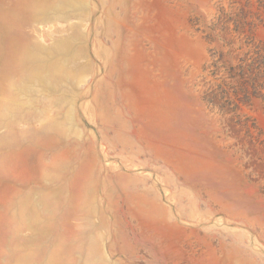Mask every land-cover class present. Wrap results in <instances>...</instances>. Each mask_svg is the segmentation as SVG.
Instances as JSON below:
<instances>
[{
    "label": "rangeland",
    "instance_id": "1",
    "mask_svg": "<svg viewBox=\"0 0 264 264\" xmlns=\"http://www.w3.org/2000/svg\"><path fill=\"white\" fill-rule=\"evenodd\" d=\"M0 264H264V0H0Z\"/></svg>",
    "mask_w": 264,
    "mask_h": 264
},
{
    "label": "trees",
    "instance_id": "2",
    "mask_svg": "<svg viewBox=\"0 0 264 264\" xmlns=\"http://www.w3.org/2000/svg\"><path fill=\"white\" fill-rule=\"evenodd\" d=\"M218 60H219V58L214 59L212 65L216 66V64L218 63ZM229 73L231 75H235V73L232 71V68H229Z\"/></svg>",
    "mask_w": 264,
    "mask_h": 264
}]
</instances>
